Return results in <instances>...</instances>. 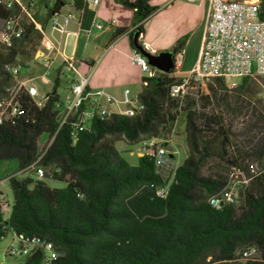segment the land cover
Instances as JSON below:
<instances>
[{
	"label": "trees",
	"instance_id": "obj_1",
	"mask_svg": "<svg viewBox=\"0 0 264 264\" xmlns=\"http://www.w3.org/2000/svg\"><path fill=\"white\" fill-rule=\"evenodd\" d=\"M5 1L0 0L1 21L19 12L18 7L7 8ZM119 1L133 10L136 25L129 39L135 48L134 34L139 37L141 22L155 7L149 0ZM64 2L56 0L48 14L58 12ZM258 15L264 20V0H259ZM126 30L118 28L113 35ZM39 38L30 23L9 47L0 44V98L5 86H14L5 66L20 55L29 56ZM137 44L147 50L138 38ZM179 48L180 43L169 51L174 55ZM174 70H155L138 95L141 111L131 117L118 113L104 120L94 117L73 142L72 123L60 125L57 120L55 90L41 108L21 93L25 115L0 124V161L14 159L18 169L25 170L41 156L38 164L45 168L44 177L64 186L51 188L31 176L9 177L12 201L7 214L0 208V240L9 231L39 236L54 245L57 264H264V171L251 174L247 165L264 162V145L241 147L234 141L231 120L216 109L200 113L197 122L194 112L169 95L170 84L181 80ZM251 79L243 77L234 87L240 97L249 94ZM214 81L217 86L208 83L209 93L201 96L204 108L219 99L228 101L225 83L220 78ZM178 107L186 109L188 155L178 165L174 184L159 196L162 182L154 158L144 154L137 165H129L114 143L119 136L130 144L162 138L171 131ZM210 157L249 178L237 203L220 209L209 205L208 197L223 189L228 178L202 174ZM251 246L257 248L258 258L240 259ZM43 258L37 249L14 264H43Z\"/></svg>",
	"mask_w": 264,
	"mask_h": 264
},
{
	"label": "built area",
	"instance_id": "obj_2",
	"mask_svg": "<svg viewBox=\"0 0 264 264\" xmlns=\"http://www.w3.org/2000/svg\"><path fill=\"white\" fill-rule=\"evenodd\" d=\"M65 1V0H64ZM196 2L198 0H185ZM28 0H6L7 8L18 7V14L10 16L3 21L0 33V43L9 47L13 40L24 35L26 26L33 23L28 12ZM87 5L94 7L98 0H84ZM259 0H210V11L207 16L205 33L201 44L199 57L188 75L181 78L179 83H172L169 86V95L176 98L181 104L182 99L189 88L194 86H206L215 78H220L227 87H235L243 77L262 78L264 77V20L259 18ZM21 14L29 17L27 23L21 21ZM78 15L73 12L62 14L54 12L50 16V26L53 30L63 33L66 31L71 21L77 20ZM36 27V24L33 23ZM37 29V28H36ZM45 46H36L32 59L47 57V64H41L42 76L49 73L51 59L47 56L43 48L51 49L53 46L48 41H44ZM54 49V48H53ZM132 63L138 65L143 73L142 84L146 86L148 79L155 74L156 68L148 64L147 59L141 52L133 48L131 52ZM24 56L20 55L13 63L5 66L14 78L15 92L12 97L0 104V124L3 122H14V118L25 115V109L20 101V94L27 95L38 108L44 106L46 101L52 96V92L42 95L38 87L28 80H17L20 69L23 65ZM182 61L180 51L173 55L174 69ZM64 69L66 72H73L75 79L70 83L68 92L63 96H58L56 108L59 110L60 125L70 121L72 130L70 133L71 142L76 140L78 132L87 128L96 114H112L109 105L115 99L103 89L91 90L88 87L89 76L78 72L72 60H65ZM6 87V86H5ZM4 87V88H5ZM128 88L123 91V98L119 103L123 104L122 109L136 110L138 99L130 97ZM26 122L29 118L24 119ZM134 153L142 156L150 155L156 162V172L162 182V186L157 188V194L163 196L166 189L174 184L175 173L179 163V150L175 148L171 140H163L154 137L138 145ZM41 157V156H40ZM30 165L37 179L45 176V168L38 164V160ZM248 170L251 174H259L264 171V162L248 161ZM247 178L243 171L231 166L229 177L223 189L208 197V203L215 209H220L225 204L237 203L240 199V192L247 184ZM10 203L0 199V208L7 214ZM15 240L19 244L16 247L15 240H12L6 252L13 257H24L32 251L41 249L44 254L43 264H55L57 254L50 250L48 241L36 235L24 233H14ZM240 259H257L258 252L254 246L244 249L240 253Z\"/></svg>",
	"mask_w": 264,
	"mask_h": 264
},
{
	"label": "crops",
	"instance_id": "obj_3",
	"mask_svg": "<svg viewBox=\"0 0 264 264\" xmlns=\"http://www.w3.org/2000/svg\"><path fill=\"white\" fill-rule=\"evenodd\" d=\"M55 1L27 2L31 20L36 24L40 36L36 46H45L43 42L48 41L54 48H43L44 53L51 59L49 73L46 76L41 75V64L47 61V57H41L45 59L39 62L32 59V52L26 56L30 58L24 65L27 67L33 64L40 69L28 73L22 79L17 77V80L30 79L43 89V93L55 90L58 94L57 91L62 86L63 96L76 77L73 72H66L64 69L65 60L69 59L79 73L89 76V89L105 90L115 99L109 105V110L120 113L124 107L119 103L124 89L128 88L130 97L137 99L143 89L142 70L130 58L133 46L129 32L136 25L132 8L123 5L119 0H98L94 7L87 5L84 0H65L58 12H73L78 15V19L71 21L65 32L59 33L50 26V16L54 11L48 14ZM149 4L155 10L141 22L142 33L138 40L151 53L169 51L180 43L182 61L173 75L182 78L188 75L199 57L210 0H149ZM21 16L23 23L29 21L27 15ZM118 28L127 30L114 36L113 33Z\"/></svg>",
	"mask_w": 264,
	"mask_h": 264
},
{
	"label": "rangeland",
	"instance_id": "obj_4",
	"mask_svg": "<svg viewBox=\"0 0 264 264\" xmlns=\"http://www.w3.org/2000/svg\"><path fill=\"white\" fill-rule=\"evenodd\" d=\"M2 26L3 21L0 20V33L2 31ZM29 58L30 57H26L23 59L24 64L28 63L27 59ZM42 59L45 58L38 57L39 62H41ZM38 69H40L39 66L33 64H30L27 67L24 66L20 69L18 77L22 79L26 77L28 73L35 72ZM236 80L239 82V78H236ZM209 84H211L213 87L217 86L215 81L209 82ZM207 86L208 84L206 86H194L193 88H189L179 106H186V108H189L192 112H194L197 122L200 120V113H210L213 112L212 109H216L227 120H231L232 131L234 132V141L240 144L241 147H244L245 149H252L254 147L264 145V77L257 79L252 78L249 81L247 86L249 94H244L240 97L238 94L239 92L236 91L234 87H227L228 95L226 98L228 101H226V103H223L219 99L218 101H215L213 104L204 108L201 96H205L209 93ZM38 90L42 95L43 89L38 87ZM57 92L60 96H62V86ZM250 94H252V96L249 100ZM4 97L5 93L0 98V101H2ZM177 112V118L171 131L168 134H165L162 139L172 141L175 148L179 150V163H181L188 155V147L185 142L186 109H181L178 107ZM116 138L117 139L115 140L114 146L118 150L119 154L127 161L129 165H137L138 155L136 153L131 154L130 151H136L139 144H130L120 136ZM45 139L46 135H42L41 141L43 142ZM201 171L202 174L211 175L213 177L216 175L229 177V169L214 157H210L207 159V161H205ZM11 176H15L17 179H23L26 176H31L35 180L37 179L31 169L19 170L18 163L14 159L0 161V199H4L9 203L12 201V192L9 187L8 178ZM41 180L45 181V183L51 188H60L64 186V183L55 181L51 178L44 177ZM12 240H15V236L11 231H9L7 235L0 240V264H14L24 259V257H13L7 255L6 250ZM15 242L16 247L19 248L18 242L16 240Z\"/></svg>",
	"mask_w": 264,
	"mask_h": 264
},
{
	"label": "water",
	"instance_id": "obj_5",
	"mask_svg": "<svg viewBox=\"0 0 264 264\" xmlns=\"http://www.w3.org/2000/svg\"><path fill=\"white\" fill-rule=\"evenodd\" d=\"M138 33L134 34V47L147 59L148 64L162 72H170L174 68L173 54L170 51L151 53L137 44ZM59 120V117H57Z\"/></svg>",
	"mask_w": 264,
	"mask_h": 264
},
{
	"label": "bare ground",
	"instance_id": "obj_6",
	"mask_svg": "<svg viewBox=\"0 0 264 264\" xmlns=\"http://www.w3.org/2000/svg\"><path fill=\"white\" fill-rule=\"evenodd\" d=\"M43 64H47V61L43 62ZM4 93H5V97L2 101H0V104L4 103L6 101V99H9L10 97H12L14 95V92H15V85L14 86H6L4 88ZM143 104H141L139 101H138V108L134 111L132 110H127V109H123L120 113L118 114H123V115H126L128 117H131L133 116L134 114L138 113L139 111H141L143 109ZM110 116V114H96L94 117H97L101 120H104V119H107L108 117ZM148 139H153V138H142L139 140L138 144H141L145 141H147ZM175 179V177H174ZM48 245L50 247V250H53L56 252L57 254V257H58V252L55 250V247L54 245L51 243V242H48ZM57 259H55V264H57L56 262Z\"/></svg>",
	"mask_w": 264,
	"mask_h": 264
}]
</instances>
